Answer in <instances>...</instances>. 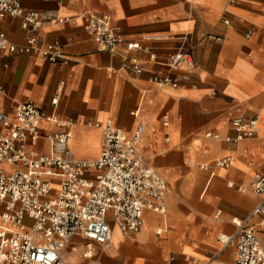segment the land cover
Segmentation results:
<instances>
[{
  "label": "crops",
  "instance_id": "crops-1",
  "mask_svg": "<svg viewBox=\"0 0 264 264\" xmlns=\"http://www.w3.org/2000/svg\"><path fill=\"white\" fill-rule=\"evenodd\" d=\"M23 7L47 15L35 33L44 44L60 42L65 57L52 62L0 50L1 104L11 121L13 103L26 101L72 121L70 147L88 161L100 157L103 144L94 123L112 119L131 136L144 122L141 149L168 183L166 212L146 210L140 231L115 227L109 247L94 244L92 259L81 252L86 239L76 236L65 258L72 264H234L236 242L224 246L219 236L233 235L234 219H246L261 201L238 187L264 171V0H23ZM86 10L108 14L125 39L160 59L190 50L197 72L180 76L177 87L157 86L152 75L169 70L150 63L136 74L123 55L99 50L80 17ZM21 23L0 17V30L20 46L33 34ZM152 35L162 39H146ZM129 56L148 59L138 51ZM238 117H257V134L238 144L205 136H233ZM56 129L43 120L32 147L48 152L46 136ZM227 156L230 168L215 167V159Z\"/></svg>",
  "mask_w": 264,
  "mask_h": 264
},
{
  "label": "built area",
  "instance_id": "built-area-1",
  "mask_svg": "<svg viewBox=\"0 0 264 264\" xmlns=\"http://www.w3.org/2000/svg\"><path fill=\"white\" fill-rule=\"evenodd\" d=\"M6 16L20 18L22 27L33 34L20 46L0 30V50L37 54L52 62L64 60L60 42L44 44L35 33L46 14L26 11L23 0H0V17ZM80 17L98 49L123 55L136 74L150 63L165 66L167 74L156 73L150 79L159 87H177L180 76L198 70L190 50L179 48L160 59L151 48L125 39L108 14L86 10ZM146 39L160 40L162 36ZM132 51L143 52L148 59L129 56ZM2 96L0 89V125L5 126L0 128V264H72L65 252L76 236L86 239L82 255L92 259L94 244L109 247L115 227L123 234L135 233L143 226L146 210L166 212L167 180L150 164L140 145L144 122L131 136L112 119L94 123L103 132V144L100 157L88 161L77 158L70 147L72 121L45 113L33 101L14 102L15 119L11 121L2 108ZM43 120L57 126L46 136L48 152L31 145L42 137ZM167 123L168 117L164 116ZM232 125L233 136L223 137L216 132H206L205 136L238 144L257 134L258 119L238 117ZM214 163L217 168L227 169L232 158H217ZM200 168L211 169L209 164ZM229 187L234 184L229 183ZM238 190L260 196L261 201L246 219H234L237 230L233 235L220 234L219 239L224 246L236 242L234 264H264V171L257 172L248 186ZM256 216L258 221L253 224Z\"/></svg>",
  "mask_w": 264,
  "mask_h": 264
},
{
  "label": "bare ground",
  "instance_id": "bare-ground-1",
  "mask_svg": "<svg viewBox=\"0 0 264 264\" xmlns=\"http://www.w3.org/2000/svg\"><path fill=\"white\" fill-rule=\"evenodd\" d=\"M161 229V228H160ZM81 252H83V251H81ZM77 253V252H76ZM71 254V253H70ZM81 254V253H80ZM69 255V254H68ZM72 258V257H71ZM78 258H79V256H78Z\"/></svg>",
  "mask_w": 264,
  "mask_h": 264
}]
</instances>
